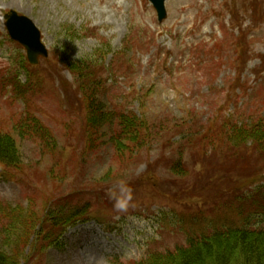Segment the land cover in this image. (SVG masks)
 Instances as JSON below:
<instances>
[{"label": "rangeland", "instance_id": "1", "mask_svg": "<svg viewBox=\"0 0 264 264\" xmlns=\"http://www.w3.org/2000/svg\"><path fill=\"white\" fill-rule=\"evenodd\" d=\"M165 8L158 22L147 0H0V134L14 137L20 159L0 165V234L11 233L5 249L19 264H137L212 228L264 225V148L230 152L239 158L232 180L217 184L184 148L185 190L153 164L162 132L129 160L110 142L117 112L166 123L171 142L221 116L264 120V0H165ZM10 10L41 31L48 55L36 65L20 63L25 51L3 26ZM172 147L164 144L166 156ZM83 200L87 221L46 218Z\"/></svg>", "mask_w": 264, "mask_h": 264}, {"label": "trees", "instance_id": "2", "mask_svg": "<svg viewBox=\"0 0 264 264\" xmlns=\"http://www.w3.org/2000/svg\"><path fill=\"white\" fill-rule=\"evenodd\" d=\"M241 35H243V32L237 34L236 37L233 35L234 48L240 46L239 42L242 41L237 39H241ZM237 50L239 51V49ZM20 63L22 65L26 62L21 59ZM238 75L241 74L238 73ZM19 90L21 91V89ZM87 110H89L88 107ZM101 111L98 108L96 118L99 121L97 123L103 122L106 117ZM92 112L89 113L92 114ZM114 118L117 120V126L111 133L110 142L117 154H128V160L132 159L131 155L135 149L141 146L148 148L150 143L158 137L157 134L162 132L159 137L164 142L162 148L160 147L159 154L153 160V164L165 167L168 174L174 175L177 180L184 181L183 188L185 190L187 189L186 184L190 181L183 175L186 174L187 177H190L191 171H189V168L191 165L188 160L183 159L184 148H187L192 156L195 152L197 153L195 158L202 163V169H206L205 166L209 168L206 182L216 180L215 184L222 182L225 178L228 181L230 175L234 173L232 171L236 168V160L239 158H235L236 160L233 156L228 158L230 152H232V155L237 156L236 151L245 153L247 151L243 149H247V147L264 148V120L262 117L251 121L250 124H240L230 117L225 119L221 116L219 122L212 123L208 127L202 126L192 129V134L181 136L178 141L174 142H171L172 137L170 135L167 138L169 127L165 126L166 123L159 122L157 126L150 125L145 120L135 118L134 114L125 112H117ZM88 122L97 124L93 119H89ZM164 144L174 146L172 149L179 150H177V153L171 152L172 155L166 156ZM19 160L14 137L8 134H0V165L14 167ZM258 170L260 169L254 168L246 177L253 176ZM200 171L201 169H198L196 173L199 174ZM238 175L241 176L239 172L236 173V176ZM195 176L197 175L195 174ZM159 179L162 178L159 177ZM141 183L145 187V184ZM159 185L157 184L156 189L159 188ZM171 186L174 189V185ZM229 190H232V188ZM167 192L171 194V191ZM256 193L260 194L261 191ZM68 198L69 196L66 199ZM91 208V203L87 200L77 201L74 204L66 203L49 208L46 218L54 220L53 223L58 226L67 227L80 218H83L82 220L87 219L91 215ZM8 212L10 214L14 212V214L20 216V212L14 209H9ZM12 227L10 225V228ZM3 235L0 234V264H19L5 249L7 247V237L11 233L7 232L6 234L4 232ZM137 264H264V225L212 228L208 232L191 237L183 246L152 253L146 259L137 262Z\"/></svg>", "mask_w": 264, "mask_h": 264}, {"label": "water", "instance_id": "3", "mask_svg": "<svg viewBox=\"0 0 264 264\" xmlns=\"http://www.w3.org/2000/svg\"><path fill=\"white\" fill-rule=\"evenodd\" d=\"M157 10L158 19L161 20L165 16L164 0H150ZM5 26L10 37L19 41L27 51L28 60L35 63L37 56H46V50L40 43V33L34 23L25 16H18L15 12L6 15Z\"/></svg>", "mask_w": 264, "mask_h": 264}, {"label": "clouds", "instance_id": "4", "mask_svg": "<svg viewBox=\"0 0 264 264\" xmlns=\"http://www.w3.org/2000/svg\"><path fill=\"white\" fill-rule=\"evenodd\" d=\"M116 206H117V208H119L121 205H120V203L118 202Z\"/></svg>", "mask_w": 264, "mask_h": 264}]
</instances>
